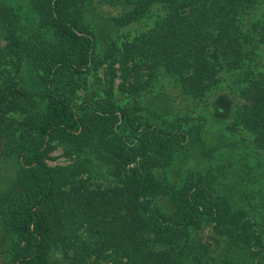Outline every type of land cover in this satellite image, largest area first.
<instances>
[{
    "label": "trees",
    "instance_id": "obj_1",
    "mask_svg": "<svg viewBox=\"0 0 264 264\" xmlns=\"http://www.w3.org/2000/svg\"><path fill=\"white\" fill-rule=\"evenodd\" d=\"M103 1L121 12L0 0L7 264H52L55 251L63 264H264V0ZM139 22L147 28L123 32ZM101 64L109 95L74 103ZM116 77L117 93H147L140 105L115 103ZM168 85L209 107L232 93L218 139L207 135L214 111L169 118ZM57 147L74 161L50 165ZM203 223L218 252L195 235Z\"/></svg>",
    "mask_w": 264,
    "mask_h": 264
},
{
    "label": "rangeland",
    "instance_id": "obj_2",
    "mask_svg": "<svg viewBox=\"0 0 264 264\" xmlns=\"http://www.w3.org/2000/svg\"><path fill=\"white\" fill-rule=\"evenodd\" d=\"M93 12L95 11L97 15L103 18H108L110 15L118 14L121 12L122 8L119 7L118 5H111L103 0H94V6H92ZM24 25L29 28L30 27V20L29 19H24ZM147 25H143V22L135 23L132 24L131 26L125 28L123 32H132L135 33L138 31V29H145ZM147 28V27H146ZM4 33L0 30V45L5 43V38H4ZM45 37H49L47 34H45ZM100 47L98 46L99 52L104 53V45L102 43H99ZM107 76H106V64H101V66L98 68V70H94L89 74V80L90 83L86 85L85 87L81 88L78 90L75 94H73L70 98L74 103L79 104L83 99L84 96H93L95 100L97 99H104L109 95L110 92V87L106 81ZM168 80V79H167ZM120 79L116 77L115 79V87L114 91L112 92L113 94V99L115 103L118 105H123V106H130L131 108L138 106L141 104V100L145 97L147 93H143L140 96L137 97H132L127 94H119L117 93V85L119 84ZM170 82V81H169ZM166 83V82H165ZM157 87V88H156ZM158 86H154L153 89L156 88L154 92L159 91L160 89ZM165 93L168 91V97L164 95L163 97L165 98L166 102H161L162 105L170 106L171 109L167 110L166 114L169 116V118H177L179 116H186L189 115L191 117L199 115L201 112H209L210 110L213 112V117L210 120L209 119V126L212 128H208V137H211L212 140L218 139V133L221 132L219 130H222L223 128H219L226 124L230 118H231V113L233 109V95L230 91H223L220 94H218L216 97L215 95L210 96L207 100L208 101H213V106H207L204 101L197 102L191 99L190 97H187L184 93L180 91V89L175 88L172 85H168V90L164 89ZM169 98V99H168ZM214 99V100H213ZM235 100V98H234ZM206 105V106H205ZM145 113L148 114L147 111H144ZM219 129H215V128ZM240 149L238 148H232V149H227L225 150L224 155L227 157H232V155H236L240 153ZM180 156V155H179ZM181 157V156H180ZM74 161V157L67 156L63 149L61 147H57L51 154L50 157L48 158L47 162L54 166V165H69ZM199 161L198 159H193L190 161L191 165H196L198 164ZM179 162L177 161V167ZM175 168V167H174ZM173 168V169H174ZM11 171H14L13 169V163H2L0 166V176H3L2 178H5L4 175H7L8 173L10 174ZM2 178H0V189L2 188ZM113 180L112 179H106L105 183H111ZM233 184L230 185V187H233ZM261 187L264 188V180L261 185ZM230 191V190H227ZM231 196L233 198L236 197L235 190H233ZM238 200V199H236ZM241 202V200H240ZM194 232L196 233L195 235L199 237L203 242L208 244L210 248L212 249L213 252H218L221 247V239L215 234L212 226L210 223H203L199 227L194 228ZM8 244H6V239L0 238V264H7L8 262V252L6 251V247ZM52 264H63L62 260V254L59 251H55L52 256Z\"/></svg>",
    "mask_w": 264,
    "mask_h": 264
}]
</instances>
